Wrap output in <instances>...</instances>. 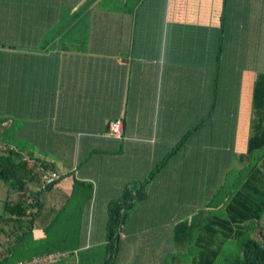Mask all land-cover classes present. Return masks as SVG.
I'll use <instances>...</instances> for the list:
<instances>
[{
	"label": "crops",
	"instance_id": "obj_1",
	"mask_svg": "<svg viewBox=\"0 0 264 264\" xmlns=\"http://www.w3.org/2000/svg\"><path fill=\"white\" fill-rule=\"evenodd\" d=\"M12 1L0 0V118L18 122L4 132L29 145L24 157L59 175L45 191L28 184L36 239H55L57 213L86 193L81 245L104 244L108 204L192 131L120 228L119 264L137 263L138 239L204 207L242 162L264 72V0Z\"/></svg>",
	"mask_w": 264,
	"mask_h": 264
},
{
	"label": "trees",
	"instance_id": "obj_2",
	"mask_svg": "<svg viewBox=\"0 0 264 264\" xmlns=\"http://www.w3.org/2000/svg\"><path fill=\"white\" fill-rule=\"evenodd\" d=\"M17 1L23 0L12 2ZM9 122L8 118H0V184L16 190L19 197L16 201L5 200L3 203V211L0 214V264H13L56 252L64 253L65 256L50 264H119L120 228L123 222L133 207L145 198L146 184L192 132L188 131L174 144L170 153L150 171L143 182L138 184L137 190L129 189V193L124 194V197L108 204L104 244L84 248L80 237L72 235L74 234L72 230L69 231L71 236L59 240L60 243L48 242L52 240L46 236L49 234L47 232L44 242L31 240L32 218L38 214V210L31 211L33 206L37 205V200L27 187L31 182L39 180L38 168L52 170L53 167L50 163L30 157L33 155L24 157V150L13 144L4 132ZM246 146V152L240 157L246 165L238 171H244L249 161L259 162L258 167L254 165L247 176L243 175L245 178L238 179L237 188L233 191L230 192L228 189L231 186L225 188L228 193L215 211L212 209L210 212L212 206L207 203L185 220L174 224V240L181 244L185 243V247L195 248L190 264H215L223 252L224 244L232 238H237L238 242L241 240L240 252L234 258L226 259L225 264H264V234L260 232L261 241L250 237L242 238L249 230L254 231L253 225L264 214V72L257 74L253 82L252 115ZM55 184L45 187L44 190ZM30 199L33 200V205L28 203ZM66 208L57 213L56 220L64 214ZM68 213L71 216L77 215L72 210ZM4 226L10 227L9 233H6ZM75 232L80 234L78 230ZM191 232L199 234L192 243L191 238H188ZM4 233L8 237L13 236V239L1 243V236ZM51 239H54L53 236Z\"/></svg>",
	"mask_w": 264,
	"mask_h": 264
},
{
	"label": "rangeland",
	"instance_id": "obj_3",
	"mask_svg": "<svg viewBox=\"0 0 264 264\" xmlns=\"http://www.w3.org/2000/svg\"><path fill=\"white\" fill-rule=\"evenodd\" d=\"M16 124H18V122L17 123L15 122L14 125H12V123L10 122V125L8 126L9 130L17 132L18 126H16ZM14 140L15 141L11 140V142L13 144H16L19 148L23 149L24 151L27 150V148L29 147V145L22 144L21 140L18 138ZM245 165L243 162L240 163L238 161L236 169L231 170V172L227 174L225 181L226 183H223L224 187L222 188L220 187L219 189L214 191L213 195L215 196L212 195V198L210 200L208 199V201L207 200L205 201L206 204L209 203L212 206V208H210V212L212 211V209L213 211H215L216 207L226 197L228 190H226L225 188L231 186L230 188H228L230 192L236 189L238 179H241L242 177L245 178L244 176H247L251 172L254 165L258 167L259 162L255 163V161H249L248 166L247 168H245L244 171H238ZM18 197H19V193L16 190L9 189L8 186H5L4 184H0V214L3 211V203L5 200L16 201ZM212 199L213 201H211ZM86 202H87L86 193L73 196L72 200L69 203V207L67 211H65L64 214H62V216H60V218L56 221V229H58L60 233H57L55 239H51L52 236L50 235V233L47 234L46 236H48L50 240H52L48 242L60 243L59 240L71 236L69 234V231L71 230L74 231V234L72 235L75 236L78 235L79 237H82L81 230L84 228V225L81 224L80 221H82V215L85 212ZM198 208H202V206ZM71 210L76 212L77 215L76 216L68 215V212L69 211L71 212ZM183 220H185V218ZM253 226H254V231L251 232V230H249V232L244 234L242 238L245 239L247 237H250V238H256L259 241H261L260 232L264 234V214L258 222H255ZM166 227L167 230H165V228L158 229L157 233H162V234L156 235L157 236L156 239H143V240L138 239V242L140 241L139 245L141 249L147 248V253H146L147 255H143L142 257H139L137 263L131 260L133 258L132 257L130 260L123 261L124 262L123 264H190L191 256L193 255V253H195V248L193 247L189 248L188 246L185 247V243L181 244L179 241L176 242L173 238V234L170 237L169 233L171 230H173L174 223L168 224ZM9 228H10L9 226H4L6 233H9ZM155 228L156 227L153 226L149 234H151ZM75 230H78L80 234H76ZM198 236L199 234L197 232H191V235L188 236V238L189 237L191 238L190 243H192L195 240V238H197ZM7 237L8 235H5L4 233L1 236V240L3 241ZM44 237L41 236L40 238L36 239L34 236L31 235V240H33V242L35 241L41 243L45 241ZM240 241L241 240H239L238 242L237 238H232L228 242H226L224 244L223 252L221 256H219L215 264H225L226 259H232L235 256H237V254H239L240 252L239 251ZM127 243L128 241L125 240L121 246V242H120L121 249H124L123 245ZM162 246H164V248L162 252L159 253V251L162 249Z\"/></svg>",
	"mask_w": 264,
	"mask_h": 264
},
{
	"label": "built area",
	"instance_id": "obj_4",
	"mask_svg": "<svg viewBox=\"0 0 264 264\" xmlns=\"http://www.w3.org/2000/svg\"><path fill=\"white\" fill-rule=\"evenodd\" d=\"M122 132V122L120 119L111 121L109 123V133L112 137L118 138L121 136ZM38 176H39V190H44L45 187L55 184L59 178V175L50 169L38 168ZM29 204L33 205V200L28 201ZM36 209L35 205L31 209L34 212ZM64 253L56 252V253H49L42 256H36L32 259L25 260V261H18L13 264H48L57 261L61 257H64Z\"/></svg>",
	"mask_w": 264,
	"mask_h": 264
}]
</instances>
